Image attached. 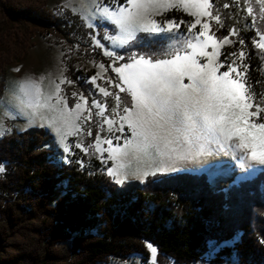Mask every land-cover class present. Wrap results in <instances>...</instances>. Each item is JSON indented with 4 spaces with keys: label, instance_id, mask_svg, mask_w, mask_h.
<instances>
[{
    "label": "trees",
    "instance_id": "trees-1",
    "mask_svg": "<svg viewBox=\"0 0 264 264\" xmlns=\"http://www.w3.org/2000/svg\"><path fill=\"white\" fill-rule=\"evenodd\" d=\"M210 2L220 17L219 24L211 23V31L222 39L235 29L236 34L229 37L245 53L241 61L247 64L245 79L254 101L260 103L264 100V53L253 41L262 32L264 20L252 22L236 0ZM0 10L17 23L8 31L12 43L0 53L1 97L7 66L23 58L38 28H54L66 37L83 33L84 27L70 12H53L49 0H0ZM187 37L183 29L174 30V38L138 33L130 42L131 51L163 48L171 53ZM127 48L116 54L127 57ZM54 140L39 127L8 131L0 137V164L5 167L0 178V264H108L111 258L134 255L145 260L149 258L147 243L157 248L159 263L203 264L209 241L216 247L231 242L237 233L232 247L219 250L217 262L264 264V171L228 191L215 190L206 174L191 173L156 174L143 183L118 184L95 160L93 167L83 169L75 161H61L64 153ZM45 144L49 147H41ZM58 189L63 194L52 203ZM10 246L17 252L9 251Z\"/></svg>",
    "mask_w": 264,
    "mask_h": 264
},
{
    "label": "snow or ice",
    "instance_id": "snow-or-ice-1",
    "mask_svg": "<svg viewBox=\"0 0 264 264\" xmlns=\"http://www.w3.org/2000/svg\"><path fill=\"white\" fill-rule=\"evenodd\" d=\"M258 3L264 16V0H258ZM71 6L80 9L88 28H103L106 23L114 26L117 35H104L103 40H119L122 47L128 45L127 57L118 53L113 57L112 51L105 54L114 61H124L119 66L109 67L119 78L115 87L130 95V106L123 107L122 112L114 108L113 117L109 119L103 115L102 105L96 100L91 102L97 115L109 125L113 139H123L122 144L115 146L113 139H105L103 143L108 147L102 149L97 135L94 145L97 153L107 152V160L101 158L102 164L112 161L106 174L114 182L123 183L131 176L143 183L157 173L181 170L185 162L220 154L230 156L242 172H250L254 165L264 168V100L260 103L254 101L253 91L245 79L247 64L237 65L236 57L244 61L243 50L225 53L223 62L219 59L220 45L231 43L229 35L236 33L232 29L222 39L214 38L210 33L209 21L220 23L210 0H75ZM172 6L182 8L192 17L183 46L171 53L163 48L149 53L131 51L130 42L137 39V33L148 36L168 34V38H174V30L182 21L177 23L166 19L157 22L153 18ZM247 11L251 14L252 8L248 7ZM97 20L98 25L94 23ZM197 25L199 30L193 33ZM257 35L259 41L253 43L264 52V32ZM93 43L96 47H105L95 35ZM238 43L244 45L245 41L239 39ZM228 56L234 59L229 62ZM44 79L41 76L19 81L11 94V101L2 105L4 115L23 117L26 127L39 126L49 130L54 134L53 142L62 149L65 162L70 164L73 161L68 157L73 153L67 138L79 131L81 114L87 111L83 108L84 97L80 96L75 107L70 108L60 96V84L65 80L61 78L60 83L50 81L45 86ZM96 81V76L91 77L93 85ZM107 83L112 84V81L109 79ZM98 90L105 97L110 95L103 87ZM72 95L76 96V93ZM116 100L119 107L120 98L117 96ZM0 129H3L2 124ZM117 132L122 135H115ZM75 148L87 152L79 142ZM75 163L83 169L81 160L77 159ZM4 172L5 167L0 164V173ZM247 178L237 177L228 188ZM228 188L223 190L228 191ZM238 238L237 233L231 242L223 244H230ZM213 244L209 241L210 250L204 253L203 264H212L221 247H211ZM146 247L150 264H157V248L151 243ZM144 264H149L147 258ZM229 264L233 262L229 261Z\"/></svg>",
    "mask_w": 264,
    "mask_h": 264
},
{
    "label": "rangeland",
    "instance_id": "rangeland-1",
    "mask_svg": "<svg viewBox=\"0 0 264 264\" xmlns=\"http://www.w3.org/2000/svg\"><path fill=\"white\" fill-rule=\"evenodd\" d=\"M238 3L244 5L247 16L252 22H259L264 20V16L260 13V4L258 0H236ZM75 0H49V8L58 15L65 12H70L73 16L77 17L82 23L83 33H74L66 37L59 34L54 28H38L39 31L36 32L35 37L32 39V46L27 50L25 55L20 61L12 62L7 66L8 78L6 81V88L4 94L0 97V124L3 125V134L8 131L23 132L32 127L39 126H28L26 127V121L23 117H9L4 115V103H8L12 99V92L19 81L26 78L36 79L43 76L44 85L48 86L50 81H55L60 83V79L63 78L65 82L60 84L62 97L65 104L70 108H74L75 104L78 102L80 96L84 97L83 108L87 111L82 112L79 131L74 135L68 136L67 140L70 143V148L72 151V156L68 159L75 161L77 159L81 160L84 167H93L92 162L95 160L98 163L99 168L106 174L107 167L112 166V161L108 160L107 164L101 163V158L107 160V152L97 153L95 151L94 145L96 142V136L99 135L101 140V148L106 149L107 144L103 143L105 139H113L112 133L109 132V125L104 122L102 116L97 115V109L91 106L92 100H96L98 104L102 105L104 108V116L109 119L113 117V109L115 108L117 112H122L123 107L130 106L131 97L125 91L121 92L115 87L116 83H119V78L116 73L111 71V67L119 66L122 61H114V56L116 52L123 47L120 45L119 40H103L104 35L116 36L117 32L113 30L114 26L110 24H105L103 28L94 27L88 28L85 26L84 20L82 19L83 13L79 8H73L71 5ZM104 2V0H100ZM211 3V2H210ZM252 8V13L249 14L247 8ZM157 22L164 21L166 19H172L173 21L180 23L179 28L183 29L188 36L187 27L188 22L192 20L182 8L172 6L165 10L159 12L153 17ZM209 21L211 31V23ZM95 24L100 22L94 21ZM16 21L8 14H3L0 10V37H4V42L0 41V53L4 52L6 46L12 43V40L8 34V31L13 30L16 27ZM84 29V30H83ZM175 29V30H176ZM88 30H93V32H87ZM199 25L193 29V33L198 32ZM264 32V28L262 29ZM138 34V33H137ZM101 40V43L105 47H96L93 43V36ZM214 36V35H213ZM214 38H216L214 36ZM218 39V38H217ZM231 43L220 45V56L221 62L222 56L227 49H233V51L240 52V49L235 47L233 38L229 37ZM256 42L259 41V36L256 37ZM211 49H208L210 51ZM106 51H112L113 57H109L105 54ZM264 53V52H263ZM228 61L231 62L234 58L231 56L227 57ZM237 60V65L241 63L239 57L235 58ZM100 65H104L103 68ZM18 69V71L16 70ZM96 76V84L91 83V77ZM112 81V84H108V80ZM71 81V83H68ZM105 88L110 95L105 97L99 92L98 88ZM76 93V96L72 94ZM120 98L119 107H117L116 97ZM14 102V101H13ZM89 113L91 115H89ZM87 117V119H85ZM115 127V126H113ZM42 128V127H39ZM6 129V131H4ZM126 129V125H125ZM47 130V129H46ZM48 132H50L48 130ZM0 135L1 136H3ZM54 136V134H52ZM115 135H122L121 133H115ZM55 138V137H54ZM79 142L83 148L87 149V152H82L80 149L75 148V144ZM117 143L122 144L123 139L116 141L113 139V145ZM61 149V148H60ZM62 150V149H61ZM85 160L87 162H85ZM61 161L65 162L64 156ZM264 168L254 165L250 172H242L236 167L235 161L231 159L230 156H225L224 154L212 155L202 157L199 160H192L190 162H185L181 165V170L167 172L169 173H191V174H206L208 180H212L210 183L212 187L217 191H224L223 189L228 188L232 184L233 180L237 177L247 176V179H242L238 182L247 181L254 179L259 173L263 172ZM4 173H0V178ZM161 174V173H157ZM107 175V174H106ZM108 176V175H107ZM109 177V176H108ZM112 180L113 178L110 177ZM114 181V180H113ZM126 181H139L137 179L129 178ZM124 181V182H126ZM122 184V183H120ZM234 186V185H233ZM63 194V190L58 189L52 198V203ZM236 241V240H235ZM233 243L223 244L219 250L223 247H232ZM64 246H59L63 248ZM155 247V246H154ZM11 252H17L16 248L8 247ZM215 255V259L212 264H219L217 262L218 257ZM144 259L140 256L134 255L127 259H117L111 258L108 264H144ZM150 264V255L148 258ZM157 264H172L165 260L162 263L158 261V251L156 257Z\"/></svg>",
    "mask_w": 264,
    "mask_h": 264
}]
</instances>
